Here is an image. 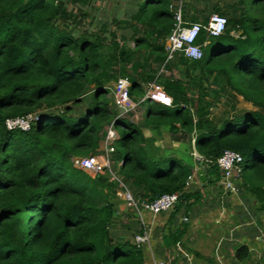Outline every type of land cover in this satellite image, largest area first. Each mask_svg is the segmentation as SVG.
<instances>
[{
  "label": "trees",
  "instance_id": "obj_1",
  "mask_svg": "<svg viewBox=\"0 0 264 264\" xmlns=\"http://www.w3.org/2000/svg\"><path fill=\"white\" fill-rule=\"evenodd\" d=\"M101 1L0 0V264H145L141 245L115 241L111 232L119 185L74 163L101 153L112 125L122 130L113 144L117 173L137 199L178 193L175 209L189 210L202 197L186 190L194 165L157 141L167 134L187 145L194 164L196 150L218 180L220 169L208 161L225 150L239 152L242 186L264 213V0H237L242 15H226L219 37L203 31L204 57L180 55L179 75L165 65L157 82L172 106L141 102L143 83L154 78L131 68L142 51L166 61L173 0H144L131 16L119 11L109 23L88 25ZM124 78L133 100L141 99L138 107L147 105L141 122L115 107L113 84ZM185 79L199 84L196 101ZM211 81L256 110L215 121ZM32 113L40 121L31 131L7 129V119Z\"/></svg>",
  "mask_w": 264,
  "mask_h": 264
},
{
  "label": "crops",
  "instance_id": "obj_2",
  "mask_svg": "<svg viewBox=\"0 0 264 264\" xmlns=\"http://www.w3.org/2000/svg\"><path fill=\"white\" fill-rule=\"evenodd\" d=\"M143 1L128 0L126 10L120 12L123 13L124 18L131 16L135 8H138ZM103 9L105 13H111V10ZM215 12L229 17H240L243 9L237 0H184V17L188 22L205 23ZM97 18L92 19L97 23H95L96 27L111 20L106 16L98 18V21ZM138 31L141 32L142 28H138ZM239 34L241 33L235 32L234 35ZM148 37L153 42L157 41L153 32H148ZM204 44L207 46L209 40ZM179 62L180 55L168 63L176 75L180 74L176 68ZM165 65V61L160 62L154 55L142 51L131 69L134 73L155 79L160 76V71ZM185 81L189 95L196 101L199 97L197 89L199 84L186 79ZM147 84L143 83L145 89ZM114 85L115 83L113 88ZM208 92L211 94L209 101L212 106V118L217 122L224 121L225 111L226 118H232L233 114L256 110L251 103L246 102L242 97L235 96L230 90L222 88L214 81L208 85ZM221 94L224 97L227 96L223 97L222 101L225 107L229 105L228 109L222 110L221 104L216 102L218 100L216 97L222 96ZM222 112L223 114L218 117ZM157 141L164 144L171 154L184 158L194 165L192 181L186 190L199 191L202 197H199L200 200L196 202L192 199L189 202L191 204L189 210L182 207L179 210L174 209L160 214L146 210L136 211L128 207L123 199H119L111 227L114 240L135 244L136 236H146L147 241L141 244L145 264H264V213L259 210L254 196L242 186L243 177L240 183L242 194L239 196L227 194L221 185V175L218 180L213 175L210 176V168L207 165L203 171L199 163H191V159L189 160L187 156L191 154L187 145L172 143L167 134L164 138L157 136ZM192 144L194 147L195 140ZM195 152L198 155V152L194 150L193 156ZM194 158L196 159L195 156ZM215 179L216 182L210 184V180L215 181ZM130 185L132 186L131 183ZM131 186L128 185L129 188ZM178 235L181 239L174 243V238ZM240 249L245 250L240 251Z\"/></svg>",
  "mask_w": 264,
  "mask_h": 264
},
{
  "label": "built area",
  "instance_id": "obj_3",
  "mask_svg": "<svg viewBox=\"0 0 264 264\" xmlns=\"http://www.w3.org/2000/svg\"><path fill=\"white\" fill-rule=\"evenodd\" d=\"M174 12V27L171 34L165 41L166 61L165 64L172 62L178 55L185 58L198 61L204 57V48L206 44L198 42L203 31L208 33V38L219 37L225 34L228 26V17L222 13H213L208 23L188 22L184 17V0H173L170 6ZM165 72V66L162 67L160 74ZM157 78L148 82L146 87V95L141 100H152L163 105L172 106L173 98L167 94L164 87L157 82ZM131 83L129 79H120L115 83L113 88V98L116 109L120 112V116L132 114L138 108L130 92ZM40 121V113H32L26 116L9 118L6 120L8 130H21L29 132L33 126ZM118 133L112 125L105 136L104 148L101 153L93 157L75 158L74 163L78 167L92 176H96L104 172L111 181L116 182L119 187L117 191L118 197L122 198L128 207L136 211L146 210L154 214L169 212L175 209L180 201V194H164L154 201L140 200L135 197L128 184L123 177L119 176L114 166V156L116 153L114 141L117 139ZM196 159L201 156L195 152ZM215 164L221 173V185L228 194L232 193L237 196L242 194V163L244 157L236 151L225 150L223 154L215 161H208ZM187 221V218H185ZM147 241L146 236L138 235L135 242L138 245ZM165 264V263H160Z\"/></svg>",
  "mask_w": 264,
  "mask_h": 264
},
{
  "label": "rangeland",
  "instance_id": "obj_4",
  "mask_svg": "<svg viewBox=\"0 0 264 264\" xmlns=\"http://www.w3.org/2000/svg\"><path fill=\"white\" fill-rule=\"evenodd\" d=\"M126 5H128V0H112V1H110L109 2V0H102L100 3H98L97 4V8L99 9V12L98 13H94L93 15H91V18L89 19V21H87V24H88V22H90V20L92 21V19L93 18H95V17H98V18H102L103 16H106V18L108 19V18H110L111 20L114 18V17H116L117 16V14H119V11H123L124 12V10H126ZM70 8H72V7H70ZM103 8H107L106 9V11L107 10H111V13L109 14V13H105L103 10ZM108 12H110V11H108ZM106 14H108V15H106ZM212 15V14H211ZM98 18L96 19L97 21H98ZM95 20V21H96ZM110 20V21H111ZM93 23H96V22H94L93 21ZM108 23H109V21H108ZM97 24V23H96ZM95 24V25H96ZM89 25V24H88ZM145 93H146V89H145ZM223 94H224V92H223ZM222 95V94H221ZM224 96L222 95V96H217L216 98H218V100L216 101L217 103H220L221 104V107L220 108H222V110L225 108H229V105L227 106V107H225L226 105H225V103L222 101V98H223ZM227 96L225 95V97L224 98H226ZM223 98V99H224ZM140 100L141 99H139L137 102H138V104H139V102H140ZM220 100V101H219ZM216 103V104H217ZM147 108V105L146 104H144V103H141L140 104V107H138L137 109H136V111L135 112H133L132 113V117H130V118H132L135 122H141V120H142V118H143V112H144V110ZM221 110V111H222ZM226 112V111H225ZM225 112H224V114H223V112L218 116V117H220L222 114H223V119L225 120V118H226V116H225ZM228 113H230V111L228 112ZM234 115V114H233ZM232 115V116H233ZM229 117V116H228ZM230 118V117H229ZM117 132L120 134V133H122V130L119 128L118 130H117ZM103 148H104V144H103ZM121 152H122V150H121ZM201 159L202 158H200V159H197L198 161H201ZM200 163V162H199ZM204 165H205V162H204ZM114 166L117 168V163L116 162H114ZM206 166V165H205ZM190 182H191V179H190ZM120 198V197H119ZM120 199H122V198H120Z\"/></svg>",
  "mask_w": 264,
  "mask_h": 264
},
{
  "label": "water",
  "instance_id": "obj_5",
  "mask_svg": "<svg viewBox=\"0 0 264 264\" xmlns=\"http://www.w3.org/2000/svg\"><path fill=\"white\" fill-rule=\"evenodd\" d=\"M199 166L202 168V170L204 171L206 169L205 165H204V160H201L200 163H199ZM201 175H202V172H201ZM204 176L202 175V178ZM191 181H192V178H191Z\"/></svg>",
  "mask_w": 264,
  "mask_h": 264
}]
</instances>
